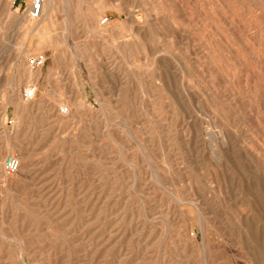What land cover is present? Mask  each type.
Listing matches in <instances>:
<instances>
[{"label":"rangeland","instance_id":"rangeland-1","mask_svg":"<svg viewBox=\"0 0 264 264\" xmlns=\"http://www.w3.org/2000/svg\"><path fill=\"white\" fill-rule=\"evenodd\" d=\"M57 1L0 0V264H264V0Z\"/></svg>","mask_w":264,"mask_h":264},{"label":"bare ground","instance_id":"bare-ground-1","mask_svg":"<svg viewBox=\"0 0 264 264\" xmlns=\"http://www.w3.org/2000/svg\"><path fill=\"white\" fill-rule=\"evenodd\" d=\"M69 2H70V0H66V5H67V7L69 8ZM162 3V2H161ZM58 1L57 0H45V2H44V5H43V12H42V18H38L39 20L36 22V23H34L31 19H34V18H32L29 14H28V12L26 11L25 12V14H23V15H21V16H17V19H18V21L22 24V23H26L27 25H29V26H31L32 28H37L38 27V25H39V23L41 22V20L44 18V16H47V17H51V12H52V9H54L55 7H57L58 5ZM182 5V4H181ZM132 6V5H131ZM129 8V7H128ZM184 8V7H183ZM68 10V9H67ZM79 10V9H78ZM73 12V11H72ZM132 14V13H131ZM134 14V13H133ZM132 14V15H133ZM134 16V15H133ZM142 16V15H141ZM141 18V17H140ZM66 19V18H65ZM69 20H71V19H69ZM136 21V20H135ZM71 22V21H70ZM64 24H66V23H64ZM69 24V23H68ZM175 25V24H174ZM182 25V24H181ZM103 26V25H102ZM176 26V25H175ZM66 27H69V26H66ZM65 27V28H66ZM140 27V26H139ZM151 28H152V26H150ZM134 28V27H133ZM246 28V27H245ZM103 29V28H102ZM141 29V28H140ZM112 30V29H111ZM131 30V29H130ZM141 31V30H140ZM100 33V32H99ZM99 35V34H98ZM70 38V37H69ZM131 38V37H130ZM125 39H128V38H125ZM116 48V47H115ZM76 54V56H78V53L76 52L75 53ZM121 54V53H120ZM36 68V69H35ZM23 72L25 73V74H27V76L29 77V85H28V87L27 88H35L36 89V93H37V85H36V83H35V81H36V79H38V78H40V76H41V67H32V66H30V65H28L27 66V68H24L23 69ZM23 73V74H24ZM253 80V79H252ZM233 81V80H232ZM244 82V81H243ZM230 84V83H229ZM167 86V85H166ZM169 86V85H168ZM165 87V86H164ZM248 87V86H247ZM166 89H167V87H165ZM264 88V87H263ZM170 89V88H169ZM246 89V88H245ZM248 90V89H247ZM168 91V90H167ZM170 91H171V89H170ZM169 91V92H170ZM238 92V91H237ZM258 93V92H257ZM172 94V93H171ZM173 95V94H172ZM238 95V94H237ZM23 96H24V94H23ZM244 97V96H243ZM261 97V96H260ZM127 98V97H126ZM229 99H231V98H229ZM179 100V99H178ZM215 100V99H214ZM26 101H29V100H26ZM111 101V100H110ZM240 101V100H239ZM248 101V100H247ZM250 101H252V100H250ZM126 102V101H125ZM241 102V101H240ZM11 103H13V104H15L17 107H18V110H21V111H24L25 113H27V111H28V106H27V104H26V102H24V100H22V97H21V94L17 91L15 94H14V97H12L11 98V102H10V105H12ZM106 103V102H105ZM213 103H214V101H213ZM250 103V102H249ZM77 104L79 105L80 104V102L79 101H77ZM127 104V103H126ZM215 104V103H214ZM220 104V103H219ZM106 105V104H105ZM116 106V105H115ZM127 106V105H126ZM110 107V106H109ZM246 107V106H245ZM262 107V106H261ZM111 108V107H110ZM260 108V107H259ZM127 109H128V107H127ZM202 109V108H201ZM258 109V108H257ZM111 110H112V108H111ZM113 111V110H112ZM233 111V110H232ZM198 112V111H197ZM248 112V111H247ZM253 112V111H252ZM249 113V112H248ZM247 113V114H248ZM251 114V113H250ZM253 116V115H252ZM81 117V116H80ZM254 118V117H253ZM207 119V118H206ZM227 119V118H226ZM240 119V118H239ZM256 119V118H255ZM255 119H254V121H255ZM201 120V119H200ZM244 120V119H243ZM251 120V119H250ZM252 121H253V119H252ZM255 123H257V122H255ZM244 124V123H243ZM220 125V124H219ZM207 127V126H206ZM218 128H220V127H218ZM210 129H211V127H210ZM209 128H208V131L210 130ZM213 129V128H212ZM211 129V130H212ZM249 129V128H248ZM260 130V129H259ZM14 131V130H13ZM203 131V130H202ZM207 131V132H208ZM213 131V130H212ZM220 132L221 131H223V130H221V128H220V130H219ZM225 131V130H224ZM209 133V132H208ZM216 133V132H215ZM218 133V132H217ZM222 133V132H221ZM8 134V133H7ZM233 134H235V133H233ZM10 135H12V134H10ZM213 135V134H212ZM216 135V134H215ZM218 135V134H217ZM212 137V136H211ZM229 137V136H228ZM227 137V138H228ZM230 137H232V136H230ZM10 138V137H9ZM208 138V137H207ZM208 139H210V138H208ZM212 139V138H211ZM16 140V139H15ZM230 140H232L231 138H230ZM209 142V141H208ZM210 142H211V140H210ZM213 142V141H212ZM140 144V143H139ZM209 144V143H208ZM211 144H214V143H211ZM210 144V145H211ZM216 144V143H215ZM227 144V143H226ZM225 144V145H226ZM217 145V144H216ZM216 145H213V146H215V147H218V146H216ZM219 145V144H218ZM212 146V147H213ZM231 146V145H230ZM212 147H211V149H212ZM215 147H214V149H212V150H210L211 152H212V154H213V150H214V152H215V157H217V158H222V157H220L221 156V154L223 155V152L221 153V150L219 149V148H217L216 150H215ZM226 147H228V146H226ZM242 149L243 148H241V151H242ZM244 150V149H243ZM245 151V150H244ZM246 152V151H245ZM245 152H244V154H245ZM256 153V152H255ZM252 154V153H251ZM264 154V153H263ZM2 155V154H1ZM210 155V154H209ZM212 155V156H213ZM256 155V154H255ZM252 156V155H251ZM21 157V156H20ZM24 157H26V156H24ZM23 157V158H24ZM214 157V158H215ZM22 158V159H23ZM27 158V157H26ZM211 158V157H210ZM213 159V158H212ZM216 160V159H215ZM218 160H220V159H217L216 161H218ZM222 160V159H221ZM251 162V161H250ZM260 165H261V163H260ZM249 166H251V165H249ZM264 167V166H263ZM22 168V166H20V168L19 169H21ZM255 168V167H254ZM26 171V170H25ZM258 171V170H257ZM256 174V173H255ZM259 175V174H258ZM263 174H261V176H262ZM257 176V175H256ZM264 176V175H263ZM22 178V177H21ZM256 178V177H255ZM259 178V177H258ZM263 178V177H262ZM259 182V181H258ZM264 186V185H263ZM201 214V213H200ZM255 222V221H254ZM253 222V223H254ZM256 223V222H255ZM257 226V225H256ZM255 227V226H254ZM256 228V227H255ZM256 229H258V228H256ZM260 230V229H259ZM256 231V230H255ZM253 234V233H252ZM257 234H258V232H257ZM260 236H261V234H260ZM259 236V237H260ZM256 242V241H255ZM254 247V246H253ZM258 248H261V247H259L258 246ZM256 249V248H255ZM255 251V250H254ZM258 252H260V251H258ZM259 255V254H258Z\"/></svg>","mask_w":264,"mask_h":264},{"label":"built area","instance_id":"built-area-1","mask_svg":"<svg viewBox=\"0 0 264 264\" xmlns=\"http://www.w3.org/2000/svg\"><path fill=\"white\" fill-rule=\"evenodd\" d=\"M45 0H31L30 5L27 9L28 14L34 18L38 19L42 12H43V5ZM46 62V57L44 54L35 55L30 57L29 59V65L32 67H43ZM36 94L35 88H26L24 90V96L26 99H32ZM62 113H69L70 109L68 106H64L61 109ZM20 168V160L16 155L9 154L6 156L4 160V173L7 175H13L15 174Z\"/></svg>","mask_w":264,"mask_h":264},{"label":"crops","instance_id":"crops-1","mask_svg":"<svg viewBox=\"0 0 264 264\" xmlns=\"http://www.w3.org/2000/svg\"><path fill=\"white\" fill-rule=\"evenodd\" d=\"M21 1H24V0H21Z\"/></svg>","mask_w":264,"mask_h":264}]
</instances>
